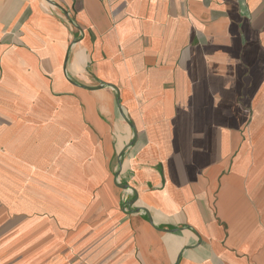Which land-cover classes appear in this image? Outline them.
<instances>
[{
	"label": "crops",
	"instance_id": "crops-1",
	"mask_svg": "<svg viewBox=\"0 0 264 264\" xmlns=\"http://www.w3.org/2000/svg\"><path fill=\"white\" fill-rule=\"evenodd\" d=\"M0 229L264 264V0H0Z\"/></svg>",
	"mask_w": 264,
	"mask_h": 264
},
{
	"label": "rangeland",
	"instance_id": "rangeland-1",
	"mask_svg": "<svg viewBox=\"0 0 264 264\" xmlns=\"http://www.w3.org/2000/svg\"><path fill=\"white\" fill-rule=\"evenodd\" d=\"M14 233H4L0 229V264H95L96 260L81 255L82 251L69 245L61 249L56 246L51 235L33 234L37 240L31 243L14 238Z\"/></svg>",
	"mask_w": 264,
	"mask_h": 264
},
{
	"label": "water",
	"instance_id": "water-1",
	"mask_svg": "<svg viewBox=\"0 0 264 264\" xmlns=\"http://www.w3.org/2000/svg\"><path fill=\"white\" fill-rule=\"evenodd\" d=\"M64 12L67 14L68 17H70V16H69V13H68L65 9H64Z\"/></svg>",
	"mask_w": 264,
	"mask_h": 264
}]
</instances>
